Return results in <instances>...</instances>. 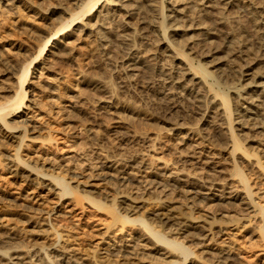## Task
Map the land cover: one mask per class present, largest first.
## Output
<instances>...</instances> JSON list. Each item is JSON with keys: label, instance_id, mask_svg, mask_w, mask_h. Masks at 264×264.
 Here are the masks:
<instances>
[{"label": "rangeland", "instance_id": "374dc122", "mask_svg": "<svg viewBox=\"0 0 264 264\" xmlns=\"http://www.w3.org/2000/svg\"><path fill=\"white\" fill-rule=\"evenodd\" d=\"M6 1H0V90L5 89L0 92L1 96H8L7 90L15 87V79L3 66L2 58H13L12 53L19 49L21 62L27 55L36 56L46 39L43 37L53 35L61 25L59 19L67 17L69 20L65 13L82 9L75 7L73 0H18L12 4ZM107 1L101 0L100 5L106 6ZM108 22L111 41L106 47L103 48L93 33L77 32L64 39L54 56L45 55L42 62L47 63L46 67L43 71H34L37 75L28 86L32 93L28 89L22 112L6 119L9 126L19 122L17 126L25 128L10 130L0 123V264H10V256L15 258L19 254L20 261L14 259L12 263L171 264L175 261L174 264H184V254L169 259L157 255L152 243L143 240L148 236L143 231L146 225L140 221L127 224L128 228L124 229L121 222L113 220V215L126 214L130 219L144 217L152 224L151 228L161 230L159 235L167 240L183 241L185 249L193 253L185 264H220L223 262L220 251L224 249L231 252L234 262L230 264H264V237L260 232L263 218L255 204H264V169L246 161L242 152H233L225 121L220 111H214L209 103L213 94L207 89L215 84L216 91L228 95L234 110L233 121L241 116L238 114L241 103L215 75L207 80L203 100L195 94H183L180 89H174L165 71L169 69L170 60L165 62L162 57L159 60L152 57V54H161L160 48L155 46L157 34L146 27L142 35L139 22L131 19L133 28L138 31L132 39L134 47L128 50L116 40L122 28H117L111 20ZM206 23L217 30L218 36L213 40L215 45H201V50L225 47L224 36L235 24L224 27L214 26L210 21ZM239 23L242 35L252 42L254 27L244 18H239ZM217 50L211 59L218 60L227 75L224 78L228 79L230 72V81L236 79V84H244L245 78L242 80L239 74L246 70L243 67L248 59L238 53L231 58L227 52ZM253 50L257 53L256 48ZM131 53L139 57L134 66L137 70L133 72L128 70ZM188 53L195 67L208 66L211 60H201L193 50ZM106 83L110 84L107 86L110 89ZM170 84L176 91L172 89L175 94L168 98ZM32 99L38 108L28 111L26 108ZM23 114H28L27 120L26 116L20 118ZM24 119L26 122L21 123ZM233 125L235 137L242 136L238 141L247 155L264 163V156L260 155V150H264V128L251 131L239 124ZM9 154L12 157L9 158ZM207 160H211L212 165ZM161 162L168 164L166 169L160 167ZM239 172L243 181L236 175ZM57 173L66 175L70 191L64 192L54 182ZM120 175L133 181L123 185ZM51 182L58 187H53ZM244 183L251 186L256 196H253L254 203L245 197H242L245 202L238 200L230 204L201 201L190 199L194 196L187 192L194 188L193 193L202 192L199 196L196 194L197 198L211 193L218 196L223 193V197L228 198L229 190L242 191ZM212 184L214 187L209 186ZM205 185L212 189L208 190ZM89 198L95 203H88ZM129 208L135 213L128 214ZM157 213L163 215L156 217ZM196 220L203 221L211 232L198 238L188 233L192 232L190 228L187 232L178 230L183 222L192 226ZM151 238L160 245L156 238ZM14 248L23 251L14 253Z\"/></svg>", "mask_w": 264, "mask_h": 264}, {"label": "bare ground", "instance_id": "6f19581e", "mask_svg": "<svg viewBox=\"0 0 264 264\" xmlns=\"http://www.w3.org/2000/svg\"><path fill=\"white\" fill-rule=\"evenodd\" d=\"M0 1H2V0H0ZM14 1H18V0H12V1L9 0L8 2L11 3ZM100 1L101 0H73L74 3H72V4L75 7L79 8V9L82 8V9H80V11L77 13H74L73 10H72L73 13H71V14L65 13V15L70 17L69 20L68 19L66 20L67 17L63 18L61 16L63 18V19L60 18L61 20L59 19V25L60 24L61 25L59 26V28L56 27V25H55V27L58 29H56L54 31L53 35L43 37L46 39L40 45L39 49L37 50L38 52H36V54H37L36 56H34L32 54L27 55L26 58L23 59L21 62L20 61L21 58L19 56H21L22 54H21V49H19V51L15 52L14 54L12 53L13 58H2L1 62L3 64V66L8 71V74L11 75L15 79V87L11 90H7L8 96H6V95L1 96L2 94L0 95V123H2V125H3L1 127H4V125H5V127H7L10 130H16L18 128L20 129L21 127L22 128L24 127V126H17L19 124V122H14L13 123V124H15L14 127H11L13 124L11 123L12 125L9 126L7 124L8 121L6 122V119L9 116L14 115L15 113L19 114L22 112L21 109L24 108L25 100L27 99L29 92H31V87H28L30 84V80L33 76L37 75L34 71H36L38 69H40V71H43V69H45L47 63L42 62L45 55L47 53H50V55L54 56L55 50H57V49H59V47H61L60 44L64 43V39L65 40L68 39L71 35H73L77 32H81V33L90 32L96 36V38L98 39L97 41H99L104 48L107 45H109V42L111 41V40L109 41V29L107 26V24L109 23L108 21L111 20L114 24H117L116 25L117 28H122V32L119 31L117 33L116 40L122 46L126 47L128 50H132V48L134 47V45L132 43V39L136 36V34H137L136 31H138V29L133 28V25H132L133 23H131L130 21H131V19L135 18L139 22L141 30L143 31L141 33L142 35H144L143 34V33H145L144 31H146V27H149V29L152 33L157 34L155 46L156 47L158 46V48H160L159 50L161 51V54L155 53V54H152V57L155 58L156 60H159L160 59L159 57H162V59H166V60H164L165 62H169L167 60H170V63H169L170 65H167V66H169V69L166 68L165 71H166V77H171V79H172L171 81L173 83L172 85H173L174 89H176V90L180 89L183 92V94L184 93H189V94H193V95L195 94L196 96H200L201 98L205 97V94L207 93V91L212 92L213 96L211 95V101L209 103L211 104L214 111L216 109L220 111L219 112V113H221L220 117L222 116L224 121H225L223 123H225V126H226L225 129L229 135L228 137L230 138V142L232 141L233 152L234 153L242 152L246 156L245 158L243 157L244 159H246V161H248L249 163L253 162V164L257 163L261 167V169H264V163L262 162V159H260L259 161L256 159L257 160L256 161L254 158L255 156L254 157L248 156L247 153L244 151L243 147L241 146V143L238 141L239 138H241L242 136L239 137L240 136L239 135L238 136L239 138L235 137V128L236 127H234V125H233V123L236 125L239 124L240 127L244 128V129H249L251 131L255 130V129L257 130V129L264 128V0H108L106 3V6L100 5ZM5 6H8V4L5 3ZM10 6L11 5H9V7ZM12 6H15L14 3ZM93 11H94V13H97V14L96 15L91 14ZM69 12H71V11H69ZM227 13H229V14H227ZM85 17H86V19H85ZM121 18L123 20L128 21V22H126V23L123 22ZM239 18H244V19L248 20L250 22V24L254 27V35H253L254 40L252 42H250L245 36L242 35V33H241L242 28H241V25H239L240 24ZM84 19L86 20L85 22H83ZM207 21H210L214 26H220L221 25L224 27H229L230 23L235 24L234 26H232L233 28L231 29V31H228L224 36V41L226 42L225 47H223V46H217L216 47L215 46V48L213 47V49L211 48L209 50H201V48L199 47L201 45L202 46L203 45H209L212 47V45H210V44L211 43L214 44L213 40H214V38H216V36H218L217 30L212 29L211 26L209 27V24L206 23ZM231 21H233V22H231ZM241 21H243V20H241ZM125 25H126V27H128L127 28L128 30L126 29ZM252 48L253 49L256 48L257 51L256 50L255 51L257 53L253 52L254 50ZM217 49H220L219 51H221V52L222 51L227 52L231 56V58L236 57V55L238 53V54H243V57H246V59H248V61L246 63H244L245 64L244 67L242 66L243 68L246 67V70H244L243 72L238 71V72H240L239 75L242 78V80L245 78V80H243V81H245L244 84H236V82H235L236 79L233 80V78H232L233 81H230L231 79H229V78L231 77V73L228 71L227 72L230 74V77L228 79L224 78L227 75L225 76L224 72L222 71V67H220V65H219L218 60L217 59H211L214 52L215 53L218 52ZM192 50H193V52L194 51L196 52V54L199 56V58L201 60H204L206 58L211 59L209 62L207 61L208 66L207 65L202 66V65L197 64L199 66L195 67L194 65H192L190 63L189 56H188L190 54L188 52H190ZM193 54H194V56L196 55L195 53H193ZM130 57H131L130 63L127 62L129 64L128 70L133 72L134 69L137 70L136 67H134V66L139 61L138 60L139 57L136 55V53L135 54L131 53ZM196 58H197V56H196ZM187 64H189V67ZM202 64H203V62H202ZM239 69H241V68H239ZM128 70H126V71H128ZM164 74H165V72H164ZM229 74H228V76H229ZM211 75H213V76L215 75L221 83L223 82V86L224 85H225V87L227 86L228 87L227 90H229V92L232 93V95H235V98L237 99V101L241 103V105H240L241 106V109H240L241 112L238 113V114H241V116L237 115L239 117H237L235 121L232 120V118L234 116V110L231 109V103H230L231 100L229 101L228 95L219 93L220 91L219 92L216 91L215 84L210 85L209 90L207 89V91H206V86L208 84L207 80ZM234 77H236V75ZM217 84H219V83L217 82ZM109 85L110 84L106 83L105 86L110 87ZM172 85L171 86L168 85L169 86L167 89L168 98H169V96H172L173 94H175L172 91V89H173V88H171ZM26 86L28 88H26ZM0 88H2V87H0ZM28 89H29V92H28ZM108 89H110V88H108ZM176 90H174V91H176ZM1 91H5V89L0 90V92ZM182 92H179V94L182 95ZM33 95H34V93H33ZM200 97H199V101H200ZM206 97H208V96H206ZM202 100H203V98H202ZM201 106H203V105H201ZM37 108H38L37 103H35V100L32 99V100H30V105L26 109L28 111H31L32 109H37ZM216 113H217V111H216ZM24 116L27 117V118L25 117L27 120L28 114H23L20 118H22ZM26 120L25 121L22 120L20 122L24 123V122H26ZM198 121H201V120L198 119ZM182 125H183V123H182ZM179 126H180V124H179ZM182 128H184V125ZM4 130H6V129H4ZM236 136H237V134H236ZM243 136H245V135H243ZM226 137H227V135H226ZM195 145H197V144H195ZM260 151H261L260 155L262 154L264 156V150H260ZM15 153H16V151H15ZM11 155H13V153ZM11 155L9 154L8 157L9 158L12 157ZM19 156H20V154H19ZM263 156H261V157H263ZM256 158H257V156H256ZM21 159H22V157H21ZM9 161H11V160L9 159ZM12 161H13V159H12ZM210 161L211 160H207V163L210 164L211 163ZM135 163H137V162H135ZM151 163H150V165H153V163L152 164ZM35 164L37 165V163H35ZM14 165H15V163H14ZM36 165H35V167H36ZM160 165H161L160 167H163L166 169L168 164L161 162ZM211 165H212V163H211ZM43 167H44V165H43ZM257 168L259 169V167H257ZM165 169H162V170H165ZM212 171L213 170L211 169V172ZM167 172H168V169H167ZM214 172L216 173V170ZM103 173H104V171H103ZM178 173H180V171ZM241 173L239 172L236 175H237V177L239 176L238 178H240L243 181L244 177ZM43 174H44V172H43ZM181 174H182V172H181ZM56 175L57 176L55 178L52 177V178H54V182L57 183L58 186L62 187V190L64 192L70 191L71 185L69 186V182L67 183L65 181L66 175L60 176L59 173H57ZM102 175L105 176L104 174H102ZM122 176L120 179H121L123 185L126 184V186H127L131 183V181H133L132 178L130 179V177H128V176H124V175H122ZM211 176H212V174H211ZM177 178H178V176H177ZM177 181H178V179H177ZM205 181H207V180H205ZM54 182H51V185L53 184V187L54 186L58 187L56 184H54ZM139 183H140V181H139ZM187 185H189V184H187ZM209 186L214 187L213 184L209 185ZM250 187L248 186V184L244 183V187H243V189H241L242 191H238V190H231L230 191L229 190V192L227 193L229 195V197L227 196L228 198H224L223 193H222V195L219 194L220 196L214 195V194L212 195V193L211 194H202L201 197L197 198L196 194L198 195V194H201L202 192L198 191V192L193 193L194 188L189 189L187 192L189 194H192V196H194L190 199H200L201 201L208 200L210 202H217V203L222 202V203L230 204L232 202H238V200H243L244 198H242V197H245V200L250 201V202L251 201L255 202V199L253 200V196H255V195L253 194ZM205 188H207V186ZM205 188H202V189H205ZM207 189L211 190L212 188L208 187ZM229 189H232V188H229ZM195 191H197V190H195ZM69 194H71V192H69ZM242 194L245 196H242ZM68 197H70V196H68ZM89 199L90 200L88 201V203H90V204L95 203L94 200H91V198H89ZM226 199L230 200V202H228ZM75 202H77V201H75ZM216 204H214V205H216ZM255 204H257V206H259L260 213L262 214L263 220H262V218H261V220L263 221V225L260 227V229H261L260 232H261L262 237H264V206H263L264 204L263 205H259L258 203H255ZM99 205L100 204H98V206ZM248 206H250V205H248ZM257 206L255 207V205H254L253 208L255 210H257ZM131 208L135 209V207H131ZM131 208H129V209H131ZM129 209H127V210L129 211ZM134 209H131L128 214H130L132 212L135 213V211H133ZM109 212H112V211H108V213ZM112 213L114 214V212H112ZM119 214H121V213L119 212ZM161 215H163V214L157 213V215H155V216L161 217ZM113 218H114L113 220H115L116 222L122 223V225H123L122 228L126 227L125 225H127V224L128 225H130V224L134 225L138 221H140L142 225H146V229L145 230L143 229V231H146L145 233L147 235L145 234V236H148V237H146V239H143V240H147V241L151 242L152 243L151 246L152 247L154 246L153 250L156 251L157 255L163 257V259H169L171 257L177 258V256L180 257L179 255L184 254L186 256V259L182 260V261L185 264V262L188 260L189 256L190 257L193 256V253H191L189 250L185 249L183 241L182 242H180V240L178 241V238H174L170 241V240H167L165 237L160 236L159 233L161 230L156 231L157 229L151 228L152 224L147 223L148 220L145 219L144 217L139 218V219L138 218L130 219L131 217L126 214L124 216L113 215ZM164 220L168 221V219H164ZM115 221H114V223H116ZM196 221H194V222L196 223ZM169 222H171V220H169ZM179 222H180V220H179ZM179 222L178 223L174 222V223H177V225L181 224ZM194 222H193V224H194ZM184 223L185 222H183V227L181 229H178V230L187 232L188 230H186V229L190 228L189 230H191L192 232H188V233L192 234V235H197V237L200 235V238H201V234H205V233L208 234L209 232H211V228L208 227L206 224H204L203 221L199 220V221H197V223L195 225H192V226H190L191 224L186 225ZM181 225H180V227H181ZM153 227L155 228V226H153ZM191 227H193V228L191 229ZM126 228H128V227H126ZM140 229H142V228H140ZM223 232H224V230H223ZM167 234H168V232H167ZM151 236L156 238V240H158L157 242H159L160 245L155 244V242H154L155 239H152ZM169 237H171V236H169ZM203 238H202V240H203ZM149 242H148V244H149ZM144 246L146 247V245H144ZM12 251L14 253L19 254V252H22L23 249L20 250V248L19 249L14 248ZM11 252H10V254H11ZM205 252L207 253V251H205ZM220 252H221V256L223 255L222 256L223 260L221 259L223 262H221V261H219V262L224 263V264H230L231 262H234L231 254H230L231 252L229 250L224 249L223 251H220ZM203 253L204 252H202V254ZM3 254H5V253H3ZM19 256H20V254L18 256L15 255V258H13V256L12 257L10 256V259L8 262L10 264H13L14 262L12 263V260L19 259L20 258ZM22 257H23V255H22ZM197 258H198V256H197ZM199 258H200V256H199ZM22 260L25 263V260L24 259H22ZM19 261H20V259H19ZM45 261H47V260L45 259ZM52 261L54 263V260H52ZM56 261H59V260H56ZM62 261H64V259ZM31 262H32V259H31ZM164 262H166V261H164ZM27 263H28V261H27ZM42 263H40V264H42ZM174 263H175V261L172 262L171 264H174ZM57 264H58V262H57Z\"/></svg>", "mask_w": 264, "mask_h": 264}]
</instances>
